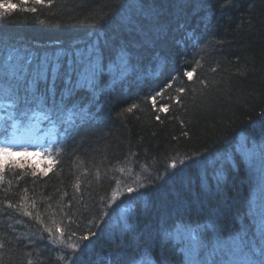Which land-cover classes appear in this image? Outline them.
I'll return each mask as SVG.
<instances>
[{
	"label": "trees",
	"instance_id": "obj_1",
	"mask_svg": "<svg viewBox=\"0 0 264 264\" xmlns=\"http://www.w3.org/2000/svg\"><path fill=\"white\" fill-rule=\"evenodd\" d=\"M0 4L16 5L0 19V42L25 49L17 63L59 49L72 54L96 46L104 54L94 91L81 89L65 100L78 99L87 116L67 131L49 163L14 160L0 168V264H128L130 258L189 264L187 242L167 235L180 221L203 241L198 264H215L241 239L259 242L264 0ZM33 7L36 12L26 10ZM120 55L126 64L114 63ZM62 89L57 81V103ZM173 161L175 169L169 167ZM25 209L33 216H25ZM113 216L119 218L116 227ZM56 227L65 241L76 233V252L54 242L60 237Z\"/></svg>",
	"mask_w": 264,
	"mask_h": 264
},
{
	"label": "snow or ice",
	"instance_id": "obj_2",
	"mask_svg": "<svg viewBox=\"0 0 264 264\" xmlns=\"http://www.w3.org/2000/svg\"><path fill=\"white\" fill-rule=\"evenodd\" d=\"M35 4L44 5L45 0H33ZM53 0H47L48 6H51ZM16 5L0 4V19L6 18L10 14V10L14 9ZM27 11L36 12V8L26 9ZM43 23V21H41ZM65 56H68L65 66ZM104 54L103 51L96 46H90L85 50H78L75 53H60L54 56H44L42 58H29L27 62L21 67H6L0 66V110H2L5 115L0 116V121L4 122L5 131L7 127L12 126L9 121L13 123L17 121H23L29 116V112L33 111L35 108H40L42 110H47L48 115L44 119H49L52 117L53 113L57 115V119L53 120V123H63V113L65 111H72L73 114L76 113V106L73 105L72 109H68L65 104L67 98L72 97L78 90L84 89L88 91H94L96 85L98 84L101 75L103 74V62ZM123 62L126 64L123 55L117 57L114 63ZM199 62H197L198 64ZM214 70V69H213ZM185 75L191 79L192 72H186ZM60 80L63 83V89L61 93V98L59 103H57L55 98L56 93V82ZM203 83V81H201ZM44 86L43 88L41 86ZM179 92H183L184 89H178ZM171 99V98H170ZM153 104H156L155 97H152ZM177 103H180L177 99ZM133 105L128 108L127 111L131 112ZM11 109L9 112L8 110ZM160 111L168 112L169 108L165 106L160 107ZM80 112L87 116V113ZM157 120L160 119L159 116L156 117ZM186 134V133H185ZM23 154L28 155V150L26 148L21 149ZM47 152V149H45ZM18 152L13 150L11 144L0 143V168L4 167L7 162H10V158L17 155ZM14 163V162H13ZM181 165L185 164L184 160L180 161ZM169 167L175 169L177 164L173 161ZM123 171V169H121ZM47 175V173H45ZM158 179L160 177H157ZM143 187V185H141ZM128 193L135 191L132 187L127 188ZM116 196H113V200ZM8 207L12 208L15 205L9 204ZM23 214L25 216H33V213L24 210ZM35 219L40 223L43 221L40 219L39 214L35 216ZM44 231L49 233L50 237H53V229L45 227ZM259 242L258 243H244L241 239L233 249L226 252L222 251L221 260L215 262V264H264V222L259 226ZM55 232L60 234V237L53 238L54 242H59L63 244L66 248L71 249L76 252L79 247L78 244L72 242V237L76 235L75 232H71L67 237V241L61 239L64 236L63 231L56 227ZM95 236L96 233H91ZM173 239L177 241L187 242L188 249L190 252L189 264H198L196 257L200 249L203 247V241L199 237V234L194 230H189L182 221H180L176 227L174 233H167ZM88 236H83L81 240H87ZM4 244L0 243V248H3ZM223 256H227L224 259ZM234 257H239V260H234ZM63 259V257H61ZM79 259V257H77ZM31 264V262H29ZM72 264H76V260H73ZM128 264H141L135 260V258H130ZM144 264H148L147 261Z\"/></svg>",
	"mask_w": 264,
	"mask_h": 264
},
{
	"label": "bare ground",
	"instance_id": "obj_3",
	"mask_svg": "<svg viewBox=\"0 0 264 264\" xmlns=\"http://www.w3.org/2000/svg\"><path fill=\"white\" fill-rule=\"evenodd\" d=\"M8 45H9V43L8 42H0V49H2L4 52H7V50H8ZM61 51H62V49H60ZM45 56H51V54L49 53V52H47L46 54H44ZM60 84H61V86L63 87V83L60 81V80H57ZM78 91H80V90H78ZM68 103L69 104H71L70 106H72L73 107V105H75L76 106V108H80V105H79V103H78V99H76V98H73L72 99V101H68ZM81 104V103H80ZM199 157H194V161H193V163H192V166H193V168H195V170H196V172L198 173V171L197 170H199L200 168H201V164L199 163V161L197 160ZM190 161L189 160H185V164L184 165H186V166H188V165H190ZM154 185L156 186V187H158V188H160L161 190H163V191H170V190H168V189H165V188H162V187H160V183L158 182V181H156L155 183H154ZM170 189V188H169ZM181 203V202H180ZM153 205V204H152ZM154 207H156V208H159L160 207V209L161 208H166V206L165 205H157V204H154L153 205ZM115 234H119V232L117 233L116 231L114 232V237H115ZM114 237H113V239H114ZM96 248H92L91 250V253L95 250ZM161 250L162 251H164L165 250V247L164 246H161Z\"/></svg>",
	"mask_w": 264,
	"mask_h": 264
},
{
	"label": "rangeland",
	"instance_id": "obj_4",
	"mask_svg": "<svg viewBox=\"0 0 264 264\" xmlns=\"http://www.w3.org/2000/svg\"><path fill=\"white\" fill-rule=\"evenodd\" d=\"M87 121V120H86ZM38 167H39V165H37ZM156 197V196H155ZM156 200H157V198H156Z\"/></svg>",
	"mask_w": 264,
	"mask_h": 264
}]
</instances>
